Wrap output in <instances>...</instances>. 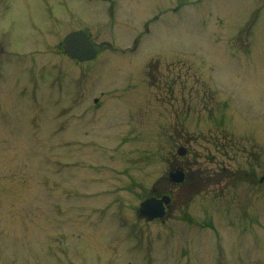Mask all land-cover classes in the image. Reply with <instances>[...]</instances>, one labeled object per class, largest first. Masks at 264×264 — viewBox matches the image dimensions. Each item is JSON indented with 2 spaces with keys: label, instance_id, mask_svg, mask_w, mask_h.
Wrapping results in <instances>:
<instances>
[{
  "label": "rangeland",
  "instance_id": "1",
  "mask_svg": "<svg viewBox=\"0 0 264 264\" xmlns=\"http://www.w3.org/2000/svg\"><path fill=\"white\" fill-rule=\"evenodd\" d=\"M0 30V264H264V0H0Z\"/></svg>",
  "mask_w": 264,
  "mask_h": 264
},
{
  "label": "water",
  "instance_id": "2",
  "mask_svg": "<svg viewBox=\"0 0 264 264\" xmlns=\"http://www.w3.org/2000/svg\"><path fill=\"white\" fill-rule=\"evenodd\" d=\"M65 42V50L69 52L72 57H76L78 59H89L94 57L96 51L91 46L90 42L87 39V36L83 32H73L69 34ZM184 148L179 147L178 153L183 154ZM184 178V173L182 170H177L174 173H171V179L174 181H182ZM264 179V174L260 178V180ZM168 201L167 197H163L162 199H158L156 197H151L143 200L138 209V215L140 217H146L148 219H152L153 217H158L163 214V206L162 202Z\"/></svg>",
  "mask_w": 264,
  "mask_h": 264
},
{
  "label": "flooded vegetation",
  "instance_id": "3",
  "mask_svg": "<svg viewBox=\"0 0 264 264\" xmlns=\"http://www.w3.org/2000/svg\"><path fill=\"white\" fill-rule=\"evenodd\" d=\"M0 37H2V36H0ZM184 97V96H183ZM218 149H220V148H218ZM172 168H176L175 166H173ZM172 190V189H171ZM170 190V191H171ZM156 192H154V194H156V195H161L162 193H160L161 191H159V190H155ZM172 193V192H171ZM172 195H171V202H170V204H168L167 206H166V214H165V217L166 218H168V214L170 213V209L172 208ZM160 221H162V222H164L165 221V219H160Z\"/></svg>",
  "mask_w": 264,
  "mask_h": 264
}]
</instances>
